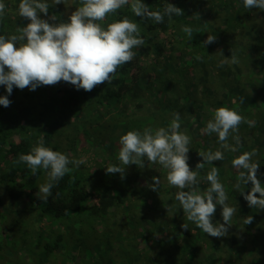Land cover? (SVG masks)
<instances>
[{"label": "trees", "instance_id": "trees-1", "mask_svg": "<svg viewBox=\"0 0 264 264\" xmlns=\"http://www.w3.org/2000/svg\"><path fill=\"white\" fill-rule=\"evenodd\" d=\"M0 2L5 5L0 16V35L16 34L17 28L30 23L19 15L21 0ZM42 2L49 5V23L68 22L63 4L55 5L54 0ZM142 2L150 10L161 12L170 3L182 9L183 15H173L171 22L165 15L163 23H156L137 17L129 3L101 21L106 28L108 23L127 17L138 24L140 36L145 40L143 46L133 49V60L118 67L109 82L97 85L90 92L77 90L63 80L35 90L14 86L10 95L6 86L0 85V97L7 96L11 101L8 107L0 105V194L4 195L0 196V264H205V257L208 261L213 259L205 252L209 249L219 250L226 264H264V209L252 208L244 199L241 191L249 192L250 181L235 188L239 170L232 165L234 158L255 150L253 161L259 164L257 178L264 186V109L258 101H264V74L257 71L262 77L255 81L256 76L248 73L250 63L244 62V66L241 63L247 59L264 60V26H258V21L250 24L249 14L238 16L241 21H234L227 0ZM80 6L81 0H76V8ZM52 16L57 19L52 20ZM185 25L199 32L194 31L189 38L181 30ZM208 35L216 36V40L203 46ZM231 50H238L239 63L230 62ZM198 56L203 59H197ZM235 71L240 74L246 71L247 76L240 78L234 75ZM247 86L255 93L248 92ZM221 90L224 92L219 95ZM219 107L236 110L251 124L250 129L249 123H241L238 132H232L240 137L239 145L229 134L228 143L237 147L235 152L222 149L216 133H202ZM135 111L143 120H135L140 116ZM176 113L181 116L179 131L191 138L189 158L196 156L199 163H204L200 152H223L222 160L206 163L197 176L199 191L203 193L209 186L207 173L217 167L218 179L228 195L227 203L236 209L223 237L208 236L187 221L176 199L169 216L164 215V209L161 211V216L166 218L162 226L145 217L138 219L132 214L133 201L129 203L124 198L130 193L142 195L137 167L122 165L119 156L113 157L109 151H115L117 142L112 138L106 141L101 134L121 127L128 131L168 128ZM106 118L114 122L106 124ZM116 135L117 132L113 136ZM41 137L46 147L66 154L70 160L76 159L83 140L88 146L105 147V162L108 166L125 167L123 178L120 173H106L102 165L100 172L104 178L94 187L85 163L78 168L69 164L73 171L54 183L52 195L43 202L38 188L48 180L46 171L39 169L32 175L27 164L17 163L18 156L28 154ZM103 142H106L104 147ZM143 162L151 168L149 172L161 176L163 166L150 163L146 157ZM188 164L196 171L197 165L189 160ZM129 168L136 173L132 181ZM177 192L171 194L176 196ZM95 195L99 196L98 201H94ZM5 196L12 208L4 203ZM142 203L149 204L146 200ZM114 206H122L129 213L125 229L110 226L115 221ZM154 206L159 205L149 204ZM221 213L222 206L217 204L213 224L219 222ZM248 216L253 220L246 225L243 218ZM185 223L188 229L182 227ZM137 224L140 227L136 228ZM128 227L135 231L129 234ZM9 239L24 252L23 258H14V250L5 244ZM230 245L234 248L233 256L227 251Z\"/></svg>", "mask_w": 264, "mask_h": 264}, {"label": "clouds", "instance_id": "clouds-1", "mask_svg": "<svg viewBox=\"0 0 264 264\" xmlns=\"http://www.w3.org/2000/svg\"><path fill=\"white\" fill-rule=\"evenodd\" d=\"M62 2L54 0L55 5ZM129 3L137 17L152 19L156 23H163L165 15L169 22L173 15H183L182 9L170 3H166L161 12L150 10L142 0H81L82 6L71 13L68 22L52 24L39 16V13L48 14V3L42 0H21L18 5L19 15L30 23L17 28L16 34L7 37L0 35V85L6 86L10 95L14 86L21 90L26 87L35 90L39 86L55 85L63 80L74 85L77 90L90 92L97 85L109 82L118 67L133 60V49L145 44L138 24L127 17L108 23L106 28L99 23ZM243 6L264 11V0H243ZM4 10L5 5L0 2V16H3ZM51 19L57 18L52 16ZM181 30L189 38L193 37L194 31L199 32L188 25ZM215 40L216 36L208 35L203 46ZM237 52L231 50L232 64L239 63ZM220 54L223 55L222 52ZM197 59L203 58L198 56ZM10 104L7 96L0 97V105L8 107ZM180 120V114L176 113L168 128H145L142 132L128 131L122 135L119 139V161L125 166L135 164L143 167V158L146 157L150 163H159L167 170L168 184L179 189L175 199L180 202L186 220L201 228L208 236L223 237L227 235L226 225L231 226L236 209L227 203L228 195L218 179V168L214 166L207 173L205 179L209 186L205 192L199 191L197 181L198 170L203 169L206 163L222 160L223 152H200L204 163H198L196 171L191 170L187 155L191 138L179 131ZM241 123L250 124L236 110L219 107L202 133H216L221 148L235 152L237 147L228 143L229 133H237ZM233 140L236 145L240 144L238 135L233 136ZM256 155L254 150L233 159V167L239 170L235 188L239 189L241 182L245 185L250 181L253 185L250 192L241 193L250 207L264 209V186L257 178L259 164L253 161ZM17 163L27 164L32 175H36L39 169L46 171L48 180L38 188L39 199L46 202L52 195L54 183L73 171L69 164L78 168L84 159L70 160L66 154L46 147L41 137L28 154L18 156ZM124 172L125 167L118 165L106 167V173H120L122 178ZM153 180L155 184L151 188L157 190L160 179L153 177ZM217 204L222 206L224 223L213 224L212 217ZM252 220V216L243 218L246 225L252 223ZM182 227L188 229L186 223Z\"/></svg>", "mask_w": 264, "mask_h": 264}, {"label": "rangeland", "instance_id": "rangeland-1", "mask_svg": "<svg viewBox=\"0 0 264 264\" xmlns=\"http://www.w3.org/2000/svg\"><path fill=\"white\" fill-rule=\"evenodd\" d=\"M227 1L229 4V5H227V7L230 10L233 9L234 21H241L238 19V16H240V15L242 16L244 14L247 16L249 14L248 21L250 24H252L253 21H258V26H262V27L264 26V13L262 12V10L257 9V8H253V9L245 8L243 6V0H227ZM61 4H63V6H64V12L67 14V17H70L71 13L76 10V0H63V2ZM249 10H250V12L248 13ZM39 16L41 19L49 20L47 15H45L44 13H39ZM99 23H101V21ZM253 60H255V59H253ZM244 62L250 63L249 66H251V69L249 70L248 73H250L249 75H252V74L255 75L256 76V77H254L255 81H258V79H260L262 77V75L258 74L257 71L260 70L264 74V60H262V61L255 60V62H254L252 60L247 59L246 61H241L243 66L245 65ZM216 74H217V72H216ZM234 75H237L240 78H242V76H244V75L247 76L246 71L242 74H240L238 71H235ZM254 78H252V80H254ZM63 87H65V86L63 85ZM247 91L251 92V93H255V92H253L252 89H250V86H247ZM223 92L224 91L221 90L219 92V95H221V93H223ZM258 101H259V105L262 106L261 108L264 109V101L262 99L261 100L258 99ZM136 113L138 115H140L138 113V111H135V114ZM138 119L143 120L142 115H140L138 117L136 116L135 120H138ZM112 122H114V121H112L111 118H106V121H105L106 124H112ZM262 123H264V118L262 119ZM248 127H250V129H251V124H249ZM138 131L142 132L143 130H141V128H140V129H138ZM116 132H117V135H116V137H114L113 135ZM127 132H128L127 128L121 127V129L117 128V130H115V131L114 130H112V131L108 130V132H104L101 134V136L106 141H107V138H112V139H114V143L117 142L116 147H115V144L113 145L116 148L115 151L114 152L109 151L113 157L119 156L120 144H118V142H119L120 137L122 135L126 134ZM229 134L232 135V137H233L232 132H230ZM79 137L83 138L82 135H80ZM54 139H56V138H54ZM57 139H59L61 141L60 137ZM83 139H85V138H83ZM110 142H112V141H110ZM105 144H106V142H103L102 147H104ZM105 150H106L105 147L101 148V146H99V145H96L94 147L88 146V144L86 143V140L81 141L79 144L76 159H80V158L84 159L86 169L87 170L89 169V171L91 173L90 180H91V183H93L95 185L94 187H97V185L100 183L99 180L101 178L102 179L104 178V174L102 172H100V171H102V168H103L102 165H104V168H106L108 166V163L105 162L106 161L105 159L107 158V154H105ZM195 157L196 156H192L188 159L189 161L192 162V165H194V166H196L199 163L198 158L195 159ZM72 159H75V157H73ZM108 160H110V159H108ZM143 164H144L143 167L135 165L137 167L136 172H138V178L140 180L139 185H140V190H141L142 195L137 196L133 193H130L129 195L124 196V198L126 200H128L129 203H130V201L131 202L133 201L132 214L134 216H136L138 219L142 218V217L148 218L151 221H154L155 223L160 225L166 219L165 217L163 218L161 216V211L163 209H164V211H166V213H164L165 216H166V214L168 216H169V214H171V209H173V206L175 205L174 202H176L175 198H174L175 194H171V193H174V191H177V190L179 191V189H176V188H174L168 184L167 179H166L167 170L164 168L161 170V176L159 177L160 181L163 182V187H161L159 184V187L157 190H152L151 185L155 184L153 177H156V175L153 174V171L149 172L151 169L149 166H147L144 162H143ZM196 170H197V168H196ZM127 172H128V174H130V176H131L130 179L132 181L136 177V173L135 172L133 173L132 169H130V168H129V171H127ZM198 172H199V170H198ZM252 186L253 185L251 184L249 189H248L249 192H250ZM0 196L4 197V195H2V194H0ZM98 198H99V196L95 195L94 201H98ZM143 200H146L147 203H149L150 205H159V206H158V208H156L155 206H154L155 208L149 207V204L145 205L144 203H142ZM4 203L8 204V207H11V208L13 207V204L10 203V201L7 199L6 196L4 199ZM113 211H116V214L114 216L115 221L113 222V220H112L110 226L113 228V226L115 227V225H116V227L119 226L120 228L125 229V227H126L125 221L129 218V213L128 212L126 213L125 211H123L122 206H117V207L114 206ZM222 220H223L222 215H219V222ZM232 221L233 220H231V223H232ZM115 223H117V224H115ZM140 225L141 224H137L136 228L140 227ZM161 225L163 226V224H161ZM159 228H160V226L157 228V231L159 230ZM134 231L132 228H129V227L126 228V232H128L129 234H132ZM240 235H241L240 239L242 240L243 236H242L241 230H240ZM5 244L7 245V247H10L12 250H14V254H15L14 258H16V259L23 258L22 255L24 252H21L20 250H18L17 246L15 247V245H14L15 243L12 240L9 239L7 241V243L5 242ZM147 245H149V243L146 244V246ZM229 247H228L227 251L229 252L230 256H233L234 253L232 251L234 250V248L232 250V245H230ZM214 251L215 250H211V249L205 251L207 254L209 253L208 257L210 255H212V257H213V259L211 261H208L207 260L208 258L205 257V260H204L205 264H226V262L223 261V259H222L220 251L219 250H217L215 252ZM212 252H214V253H212ZM120 255L123 256L124 255L123 252H121Z\"/></svg>", "mask_w": 264, "mask_h": 264}]
</instances>
